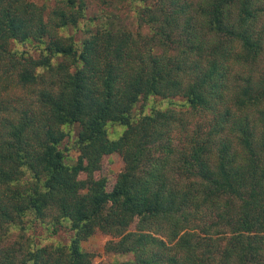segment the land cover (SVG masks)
<instances>
[{
    "label": "trees",
    "instance_id": "trees-1",
    "mask_svg": "<svg viewBox=\"0 0 264 264\" xmlns=\"http://www.w3.org/2000/svg\"><path fill=\"white\" fill-rule=\"evenodd\" d=\"M57 2L0 0V264H92L96 231L133 256L113 264H264V0H137L136 32ZM149 98L167 107L135 118ZM27 217L69 243L4 245Z\"/></svg>",
    "mask_w": 264,
    "mask_h": 264
},
{
    "label": "rangeland",
    "instance_id": "rangeland-1",
    "mask_svg": "<svg viewBox=\"0 0 264 264\" xmlns=\"http://www.w3.org/2000/svg\"><path fill=\"white\" fill-rule=\"evenodd\" d=\"M36 4L42 5L46 8V11L49 12L57 5L58 0H33ZM86 5V18L95 17V16H112L116 15L119 17L118 21H121L123 24L128 26V28L132 32H136L138 30V25L135 18V9L137 8V0H107L108 4H103L99 0H83ZM113 17V16H112ZM264 21V17H263ZM88 28H95L92 25L88 24ZM82 28V27H80ZM70 29L69 34L75 36L77 40L86 36L83 32V29ZM143 33H148V28L145 27L142 29ZM13 49V46L11 47ZM16 49L19 50H28L29 53L36 57L37 52H35L34 48L31 45L20 46L17 45ZM235 72H245L246 70H241L240 66H235ZM252 71L255 75L260 76L264 72V62L260 61L256 66L252 67ZM257 77V76H256ZM22 94V92H21ZM178 100V99H176ZM153 107L164 110L167 105L164 101L159 98H149L147 101H140L137 103L135 108L133 109V115L135 118L140 115L149 114ZM178 109V108H177ZM187 117V116H186ZM189 126L192 127L194 123L199 121V115H189ZM69 128H67L68 130ZM123 127L118 125H107L108 137L110 139H116L123 131ZM77 133V128H71V139L65 141L66 144L72 147V142ZM73 148V147H72ZM70 149V163L72 164L76 158L77 153L75 150ZM124 167V163L122 158L118 154H112L110 156H106L102 160L101 169L95 173L96 178L104 177L107 179V189L110 191L116 181L117 175L122 171ZM223 203V201H222ZM50 218H47L45 221H33L30 222V218L27 217L24 220V224L22 227L17 226L16 229L11 230V233L7 236L4 241V245H16L23 246L24 248H29L32 246H54L57 244H68L72 232L68 229V226L64 225L62 227H58L56 232L52 231V225L50 224ZM206 224L210 223V220H205ZM113 240L112 236L108 234H104L102 232L96 231L92 236H89L82 243V248L91 254L92 256V264H113V263H123L127 261H132V254H117L107 252L105 249L108 241Z\"/></svg>",
    "mask_w": 264,
    "mask_h": 264
}]
</instances>
